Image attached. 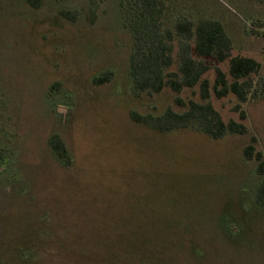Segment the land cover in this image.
Segmentation results:
<instances>
[{
  "label": "rangeland",
  "instance_id": "374dc122",
  "mask_svg": "<svg viewBox=\"0 0 264 264\" xmlns=\"http://www.w3.org/2000/svg\"><path fill=\"white\" fill-rule=\"evenodd\" d=\"M0 0V264H264V209L256 202L264 153V95L245 105L249 132L215 139L194 129L161 132L132 112L183 111L170 88L136 94L133 34L120 0ZM178 16L221 21L233 55L263 65L264 0H165ZM77 11L76 21L61 14ZM196 56V55H195ZM214 83L216 67L205 58ZM177 65L174 66L176 68ZM113 71L110 81L94 79ZM179 96L200 101V87ZM214 107L240 120L233 94ZM65 141L63 164L49 139Z\"/></svg>",
  "mask_w": 264,
  "mask_h": 264
},
{
  "label": "trees",
  "instance_id": "16d2710c",
  "mask_svg": "<svg viewBox=\"0 0 264 264\" xmlns=\"http://www.w3.org/2000/svg\"><path fill=\"white\" fill-rule=\"evenodd\" d=\"M26 1L32 8L40 9L45 0ZM92 3V20H95L96 2L93 0ZM120 7L123 24L134 39L129 68L133 91L138 95L155 94L170 88L177 94L176 103L186 107L183 111L169 107L159 115L132 112L135 122L161 132L194 129L215 139L249 132L244 105L250 99L264 95V76L256 78L263 65L253 57L233 55V40L221 21L208 17L194 21L187 16H178L172 26L167 25L165 0H120ZM61 14L70 21H76L79 15L70 10H62ZM207 57L229 62L228 72L216 67L213 84L204 77L212 68L205 60ZM113 75V71L104 72L94 82L104 84ZM197 86L201 100H190L187 104L179 94L185 88ZM212 90L218 98L235 95L238 102L233 110L239 113L240 120L223 119L211 101ZM256 142L257 138L253 137L244 148V156L246 160L257 162L259 182L254 197L264 209V153L257 150ZM49 143L58 159L71 165L69 149L60 135L53 134Z\"/></svg>",
  "mask_w": 264,
  "mask_h": 264
}]
</instances>
